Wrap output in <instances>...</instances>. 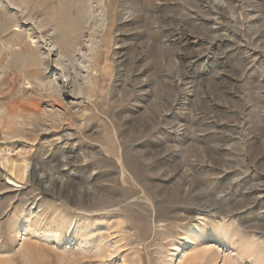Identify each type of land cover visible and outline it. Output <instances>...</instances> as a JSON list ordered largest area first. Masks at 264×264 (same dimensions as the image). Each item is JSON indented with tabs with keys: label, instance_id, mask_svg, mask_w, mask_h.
<instances>
[{
	"label": "rangeland",
	"instance_id": "rangeland-1",
	"mask_svg": "<svg viewBox=\"0 0 264 264\" xmlns=\"http://www.w3.org/2000/svg\"><path fill=\"white\" fill-rule=\"evenodd\" d=\"M0 141V264H264V0H0Z\"/></svg>",
	"mask_w": 264,
	"mask_h": 264
},
{
	"label": "bare ground",
	"instance_id": "bare-ground-1",
	"mask_svg": "<svg viewBox=\"0 0 264 264\" xmlns=\"http://www.w3.org/2000/svg\"><path fill=\"white\" fill-rule=\"evenodd\" d=\"M63 32V31H62ZM64 33H66L65 31H64ZM107 41H105L106 43L104 44L105 45V47H106V49H104V50H106V53L105 54H103V57H104V63H105V66L102 68V73L104 72L107 76H112V74H113V66H112V62H111V60H109V54H108V52H109V50H110V45L111 44H113V42H112V35L109 33L108 34V36H107ZM103 52H105V51H103ZM97 56V55H96ZM100 55H98V57H99ZM97 58V57H96ZM96 58H95V60H96ZM96 66V65H95ZM96 68V67H95ZM99 69V68H98ZM101 69V68H100ZM95 70H97V69H95ZM98 71V70H97ZM97 71H96V73H97ZM28 84V83H27ZM30 84V83H29ZM28 84V85H29ZM31 86L29 85V88H30ZM95 90V89H94ZM94 90H93V92H94ZM40 93V92H39ZM41 96V95H40ZM43 96V95H42ZM52 105H54V103L52 104ZM0 160H1V155H0ZM3 161V160H2ZM8 161V160H7ZM14 165V164H13ZM9 166V165H8ZM4 167V166H3ZM30 169H31V166L30 165H26V167H25V169L24 170H22V169H19L17 166H13V168H12V170H10L9 171V176L8 175H5V179H6V182H5V184L6 185H8V186H10V187H13V186H18V182H17V179L18 178H20V176L21 175H25V176H27L28 175V173H29V171H30ZM124 169H125V167H124ZM203 221V220H202ZM201 222V221H200ZM195 226H197V225H195ZM194 229H195V227H194ZM187 232H191L189 229H187V231H186V233ZM184 242H185V244L187 245V244H190L191 243V239H190V237H188V236H186V238H183L182 239ZM180 251V249H177L176 250V252H179ZM173 259V258H172ZM197 259V258H196ZM195 259V260H196Z\"/></svg>",
	"mask_w": 264,
	"mask_h": 264
},
{
	"label": "built area",
	"instance_id": "built-area-1",
	"mask_svg": "<svg viewBox=\"0 0 264 264\" xmlns=\"http://www.w3.org/2000/svg\"><path fill=\"white\" fill-rule=\"evenodd\" d=\"M1 145H2V143H1V141H0V147H1Z\"/></svg>",
	"mask_w": 264,
	"mask_h": 264
}]
</instances>
